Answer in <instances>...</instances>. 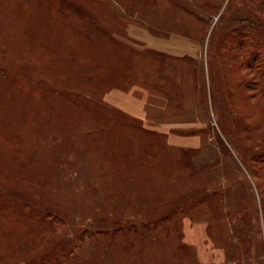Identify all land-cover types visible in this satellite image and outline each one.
I'll return each instance as SVG.
<instances>
[{
	"label": "rangeland",
	"instance_id": "obj_1",
	"mask_svg": "<svg viewBox=\"0 0 264 264\" xmlns=\"http://www.w3.org/2000/svg\"><path fill=\"white\" fill-rule=\"evenodd\" d=\"M262 14L0 0V264H264Z\"/></svg>",
	"mask_w": 264,
	"mask_h": 264
},
{
	"label": "trees",
	"instance_id": "obj_2",
	"mask_svg": "<svg viewBox=\"0 0 264 264\" xmlns=\"http://www.w3.org/2000/svg\"><path fill=\"white\" fill-rule=\"evenodd\" d=\"M264 14H262V18ZM227 48L229 52H232V54H238L240 52L244 58L245 65L247 66L249 64L250 68L256 71V77L254 79H248L247 77L242 78V86L250 87L254 86V83L259 82L264 83V36L263 34L252 26L250 29H248L247 32H239L234 34L229 40L227 41ZM253 61V62H252ZM242 64L241 66H245ZM256 80V81H255ZM216 87V86H215ZM258 174L260 177H264V162L263 164L257 168ZM8 208V207H7ZM6 208V209H7ZM42 217L50 216L53 217L51 213L47 214V212L41 213ZM4 215V209L0 208V217ZM121 228H117L113 236L119 235V232H121ZM101 234H104L105 236H110L112 233H110L109 230L106 231H100ZM55 263H58L56 261Z\"/></svg>",
	"mask_w": 264,
	"mask_h": 264
}]
</instances>
